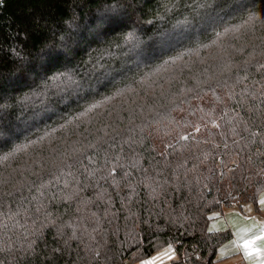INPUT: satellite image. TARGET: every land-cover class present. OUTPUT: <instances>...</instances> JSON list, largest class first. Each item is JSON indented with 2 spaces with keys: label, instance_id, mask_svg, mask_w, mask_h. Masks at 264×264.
<instances>
[{
  "label": "trees",
  "instance_id": "trees-1",
  "mask_svg": "<svg viewBox=\"0 0 264 264\" xmlns=\"http://www.w3.org/2000/svg\"><path fill=\"white\" fill-rule=\"evenodd\" d=\"M263 191L264 0H0V264H218Z\"/></svg>",
  "mask_w": 264,
  "mask_h": 264
},
{
  "label": "crops",
  "instance_id": "crops-1",
  "mask_svg": "<svg viewBox=\"0 0 264 264\" xmlns=\"http://www.w3.org/2000/svg\"><path fill=\"white\" fill-rule=\"evenodd\" d=\"M209 230L231 234L217 252L218 264H264V191L256 205L243 203L214 214ZM175 260L174 247H168L137 264H174Z\"/></svg>",
  "mask_w": 264,
  "mask_h": 264
},
{
  "label": "snow or ice",
  "instance_id": "snow-or-ice-1",
  "mask_svg": "<svg viewBox=\"0 0 264 264\" xmlns=\"http://www.w3.org/2000/svg\"><path fill=\"white\" fill-rule=\"evenodd\" d=\"M102 22H103V21H102ZM133 38H134V37H133V34H132V33H129V34H127V36H126L125 39H126V41H128V40H131V39H133ZM56 79H57V77H53V80H54V81H55ZM69 84L75 85L76 87H80L79 82L73 80L71 76H68L65 80L61 81L59 84H56L55 87H57V88H59L61 91H63V90H64V87L67 86V85H69ZM199 130H200L199 128H196V131H197V132H199ZM182 139L187 140L188 137H187V136H184V137H182Z\"/></svg>",
  "mask_w": 264,
  "mask_h": 264
},
{
  "label": "rangeland",
  "instance_id": "rangeland-1",
  "mask_svg": "<svg viewBox=\"0 0 264 264\" xmlns=\"http://www.w3.org/2000/svg\"><path fill=\"white\" fill-rule=\"evenodd\" d=\"M166 37V36H165ZM165 37H163V39H162V41H164L165 40ZM166 39H171V38H166ZM165 64V63H164ZM253 205V204H252ZM233 206H235V205H233ZM232 206V207H233ZM135 264H137V263H135Z\"/></svg>",
  "mask_w": 264,
  "mask_h": 264
},
{
  "label": "built area",
  "instance_id": "built-area-1",
  "mask_svg": "<svg viewBox=\"0 0 264 264\" xmlns=\"http://www.w3.org/2000/svg\"><path fill=\"white\" fill-rule=\"evenodd\" d=\"M263 247H264V244H263Z\"/></svg>",
  "mask_w": 264,
  "mask_h": 264
}]
</instances>
